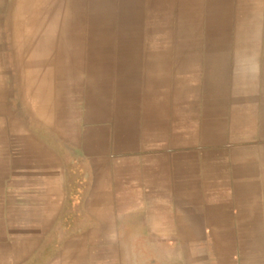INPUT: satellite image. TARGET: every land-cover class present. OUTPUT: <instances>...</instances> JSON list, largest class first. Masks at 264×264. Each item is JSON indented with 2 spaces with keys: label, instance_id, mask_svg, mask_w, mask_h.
I'll use <instances>...</instances> for the list:
<instances>
[{
  "label": "crops",
  "instance_id": "0c3cea01",
  "mask_svg": "<svg viewBox=\"0 0 264 264\" xmlns=\"http://www.w3.org/2000/svg\"><path fill=\"white\" fill-rule=\"evenodd\" d=\"M0 15V264H264V0Z\"/></svg>",
  "mask_w": 264,
  "mask_h": 264
},
{
  "label": "trees",
  "instance_id": "16d2710c",
  "mask_svg": "<svg viewBox=\"0 0 264 264\" xmlns=\"http://www.w3.org/2000/svg\"><path fill=\"white\" fill-rule=\"evenodd\" d=\"M75 210L76 207L64 208L63 213L66 215L67 219H64L63 217L60 220L63 234H59L58 231H51L44 239L42 245L40 246V249L23 264H44L49 260V258L58 250V248L64 241L65 232L67 235H69L79 228H75L76 222H74L73 220Z\"/></svg>",
  "mask_w": 264,
  "mask_h": 264
},
{
  "label": "rangeland",
  "instance_id": "374dc122",
  "mask_svg": "<svg viewBox=\"0 0 264 264\" xmlns=\"http://www.w3.org/2000/svg\"><path fill=\"white\" fill-rule=\"evenodd\" d=\"M11 0H0V7L2 6V7H6L7 6V4H8V2H10ZM1 22H4V18H2L1 17V15H0V23ZM13 81L11 80V86H13ZM57 230H59V228L57 229Z\"/></svg>",
  "mask_w": 264,
  "mask_h": 264
},
{
  "label": "bare ground",
  "instance_id": "6f19581e",
  "mask_svg": "<svg viewBox=\"0 0 264 264\" xmlns=\"http://www.w3.org/2000/svg\"><path fill=\"white\" fill-rule=\"evenodd\" d=\"M6 9V8H5Z\"/></svg>",
  "mask_w": 264,
  "mask_h": 264
}]
</instances>
